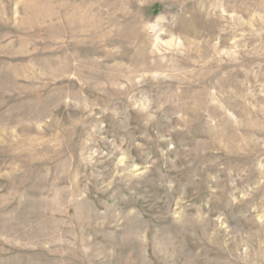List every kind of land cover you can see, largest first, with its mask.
Instances as JSON below:
<instances>
[{
  "label": "rangeland",
  "instance_id": "1",
  "mask_svg": "<svg viewBox=\"0 0 264 264\" xmlns=\"http://www.w3.org/2000/svg\"><path fill=\"white\" fill-rule=\"evenodd\" d=\"M0 264H264V0H0Z\"/></svg>",
  "mask_w": 264,
  "mask_h": 264
}]
</instances>
